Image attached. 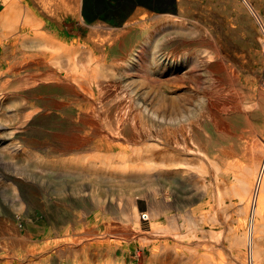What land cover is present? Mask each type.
Instances as JSON below:
<instances>
[{"label":"rangeland","instance_id":"rangeland-1","mask_svg":"<svg viewBox=\"0 0 264 264\" xmlns=\"http://www.w3.org/2000/svg\"><path fill=\"white\" fill-rule=\"evenodd\" d=\"M247 1L255 14L243 0H82L79 19L69 7L59 12L63 35L87 45L91 31L115 34L125 20L144 14L156 27L173 18L186 28L167 27L156 46L139 48L134 70L103 71L98 88L70 81L64 69L50 74L22 66L15 78L2 73L0 264H162L155 261L162 257L163 264H198L204 256L240 263L228 240L246 213L237 210L235 197L217 204L223 183L211 162L223 149L226 166H245L249 147L264 142V0ZM142 23L113 38L124 51L114 40L95 49L97 57L110 63L130 52L142 38ZM126 85L143 106L129 103L127 94L117 97ZM181 109L189 117L181 125L193 136L191 150L178 153L173 146L168 155L163 117H181ZM107 146L112 154L104 152ZM133 209L141 214L136 226L129 219ZM58 212L68 217L60 228ZM105 220L113 226L110 253L66 241L80 225L85 242L99 239L97 222ZM154 222L166 232H154ZM217 233L218 240L211 237ZM152 245L161 247L160 256H152Z\"/></svg>","mask_w":264,"mask_h":264},{"label":"bare ground","instance_id":"bare-ground-1","mask_svg":"<svg viewBox=\"0 0 264 264\" xmlns=\"http://www.w3.org/2000/svg\"><path fill=\"white\" fill-rule=\"evenodd\" d=\"M243 1L248 10L252 14H255L250 3L247 0ZM32 2L34 3L33 5ZM0 4L3 7L0 11V77H2V73L4 74L6 72L11 73L15 78L21 75V72L19 71L22 66L26 69V71L35 72L43 69L46 71H50V74H53L54 70L56 72V70L64 69V71L66 72V77H69L68 79L70 81L77 82L84 80L88 84L97 85L98 88V86L100 87V84L103 83V80L102 82H99V79L106 78L103 74V71L105 72V74H111L118 70H125V72L134 70L135 66H137V62L141 59V52L139 48L142 47V50H145V48L148 49L156 46V35H160L163 31H165L167 27L171 26L173 29L186 28L183 20L182 22H180V20H176L173 18L165 19L160 24L158 23V26L156 27V25H152L156 23L155 21L150 24L144 22V14L140 17H135V19L129 18L125 20L122 28L118 29L115 34H112L110 31H108L106 35L95 37L94 33L91 31L87 37V41L88 43L92 42L93 44L87 45V43L82 41L81 37L68 38L66 35H63L67 32L63 27L62 19H60L58 16L61 10H63L65 7H69L68 9L73 10L74 17L79 19L82 0H0ZM66 8L64 12L66 11ZM90 20H92L91 17L86 18V21ZM138 22H143L142 38L139 44L132 48L130 52L126 53L125 55L122 54L123 56H120L122 57L120 60L119 57L113 59V62L109 61L110 63H108V61L106 60V56L100 58L99 56L97 57L94 51L95 49L100 50L101 46L104 45L103 43H111L115 40L113 38L118 39L119 35L124 37L125 34L130 30L132 25ZM92 26H95L94 28H99L101 25L93 22ZM49 27H52V30H49ZM146 30H148L149 32H146ZM210 35L212 36V34ZM216 38L217 40H219L218 36ZM115 43L116 46L121 47L120 49L124 51L125 48H123V44H118L116 40ZM205 55L208 56L209 54ZM210 58L212 59V57ZM9 82L10 81L8 79L5 81V83ZM141 82L144 83L143 80L140 81V83ZM3 85L4 84H1V86ZM100 92L101 91L99 90V93ZM132 92L133 90H127L126 85V91H121V93L117 95V97L121 100L122 94H127L123 97L125 98L127 96V98L129 99H127L129 103H133L136 106H143V103H141L138 98H136L135 96H131ZM117 97L116 100L118 99ZM172 113L173 112L171 111V114ZM179 113L181 117L177 116V114L176 116L164 114L165 117H163L166 129L162 140L165 145L164 152L168 155L174 153L175 150H179L178 153H187L191 150L187 142L192 139L193 136L186 137L184 133V124L181 125L183 121L188 120V113H186L182 109ZM173 122H177V124H173ZM176 132L179 136L176 135ZM203 142L206 145H209L211 140L209 138H206ZM213 144L216 147L218 146L215 141L213 142ZM261 144L262 147H260L261 145L258 144H252L249 147V162L245 166H226L223 160V157L225 155L223 149L221 151L219 150L222 154V157H218L217 162H211L216 171V174L219 176L218 181L223 183L222 187L219 188V186L217 185L216 188L217 204L221 205L227 197H229L230 201L235 197L236 202L233 203L236 204L235 206L237 210L240 213H246L245 221H247V225L245 226V221L243 219L238 218L236 220L237 226L236 228L232 229L231 238L230 240H228V245L230 247V251L232 252V256L235 260L237 259L240 262L238 264H246L247 262H250V264H264V142H262ZM173 146L175 150L173 149ZM201 148V145H198L196 151L197 153L203 155L204 153H202V150L204 149ZM104 152L107 154H112L113 149L107 146ZM260 154H262L261 158L259 157ZM204 156L205 155H203V157ZM219 161H221L222 164H219ZM181 164H183V162H181ZM219 172H221V175ZM132 203H135V200H133ZM57 215L60 216V212H58ZM140 215L141 214L138 212V210H132L131 216L129 218L132 225L136 226L137 220ZM146 215L148 214H145L144 216ZM190 215L194 217L193 214ZM59 218L62 220H59L58 224L55 223L58 228H60L59 225L62 222L63 224H67L68 222V217L67 219L62 216H60ZM203 218H207L205 214L201 215L198 219L202 220ZM76 222L77 221H75V223ZM80 223L81 222H79L78 224ZM151 224L154 232H166V229L161 227L159 224L155 222ZM97 225L101 228L100 232L98 233L99 239L85 242L84 238L86 232L82 228V225H80L79 229H77L75 231V234H73V237H70L66 241H70L75 244L81 243L83 249L94 247V249L102 250L103 248L105 254L110 253L111 250L115 249L112 241L110 240V238L113 236V232L111 230L113 226L111 225V221H98ZM69 229L70 227L67 226L64 231L69 232ZM172 234L175 236L180 235L178 232H173ZM219 235L220 234L217 233L211 237H216V240H218ZM55 244H60V242L56 241ZM152 246V256H160L162 254L161 247L158 245ZM173 253H175L174 258L177 261H180L179 255L172 249V255ZM162 258L155 261L157 263L161 262L163 264V260L165 259ZM117 263L118 262H115L114 264ZM195 263L218 264L215 263L210 256H204L202 260H196ZM108 264L111 263H109L108 261Z\"/></svg>","mask_w":264,"mask_h":264}]
</instances>
